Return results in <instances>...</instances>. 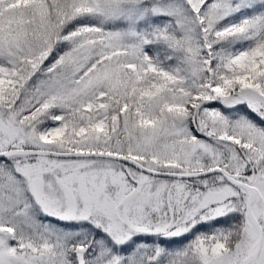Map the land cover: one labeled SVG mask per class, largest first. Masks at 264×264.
I'll use <instances>...</instances> for the list:
<instances>
[{
	"label": "snow or ice",
	"instance_id": "snow-or-ice-1",
	"mask_svg": "<svg viewBox=\"0 0 264 264\" xmlns=\"http://www.w3.org/2000/svg\"><path fill=\"white\" fill-rule=\"evenodd\" d=\"M0 264H264V0H0Z\"/></svg>",
	"mask_w": 264,
	"mask_h": 264
}]
</instances>
